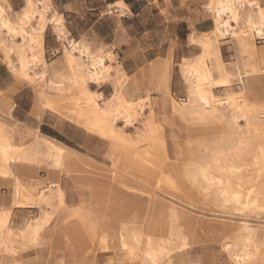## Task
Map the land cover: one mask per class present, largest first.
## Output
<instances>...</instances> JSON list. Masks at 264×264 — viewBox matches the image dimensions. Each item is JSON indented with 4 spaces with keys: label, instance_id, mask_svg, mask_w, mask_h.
<instances>
[{
    "label": "bare ground",
    "instance_id": "bare-ground-1",
    "mask_svg": "<svg viewBox=\"0 0 264 264\" xmlns=\"http://www.w3.org/2000/svg\"><path fill=\"white\" fill-rule=\"evenodd\" d=\"M110 6L130 11L125 0ZM204 10L209 26L190 34L194 51L178 63L179 99L166 58L159 87L151 62L141 96L138 76L111 49L71 36L53 0H24L18 11L0 0V50L13 74L33 86L38 117L52 111L108 143L111 177L141 185L123 183L129 197L107 220L94 205L70 206L61 176L88 172L92 160L39 127H21L14 106L0 112V264H21L46 238L50 247L65 240L72 264H99L100 255L104 264H177L211 233L227 264H264V0H206ZM50 26L61 52L51 62ZM228 42L234 61L223 58ZM107 84L109 97L98 90ZM166 123L192 130L180 141V158ZM40 169L50 172L45 185ZM197 207L220 215L197 217Z\"/></svg>",
    "mask_w": 264,
    "mask_h": 264
},
{
    "label": "rangeland",
    "instance_id": "rangeland-1",
    "mask_svg": "<svg viewBox=\"0 0 264 264\" xmlns=\"http://www.w3.org/2000/svg\"><path fill=\"white\" fill-rule=\"evenodd\" d=\"M130 1H132L134 4V10L139 12L142 11L144 6L150 0ZM204 2H206V0ZM21 3H23L24 5V0H21ZM109 11H113L111 10V6H109ZM145 17V15L141 16V20H143V18ZM48 40L49 43L47 45V59L49 60V62L53 60L57 61L60 59L61 52L58 50L59 43L52 28H50L48 32ZM258 42L259 44H262L263 40H258ZM225 44L223 45V51L225 53V57L223 54V58L226 61H234V51L232 49L233 44L231 42ZM101 45L103 44H93V46L95 47H99ZM53 48H56V51H54L56 52L55 54L53 52ZM181 55L182 53L177 54V60L175 59L174 62L172 57L166 58L171 74L170 82L172 80L173 73L175 76V85L173 87V91L171 89V85L170 90L173 94H175V97L179 99L183 97L182 94L184 93V87L180 80L178 64L180 62ZM166 59H158L156 62V67L153 65L152 77L153 82L157 87H159L157 78L158 70L160 66H163L165 64ZM143 75V78L139 79L141 96H145L147 94V91L144 88V84H146V81H148V76L145 72H143ZM94 88L97 90L99 87L95 85ZM98 90H103L106 97L111 96L113 93V89L109 84H107L101 89L99 88ZM159 94L160 93L158 90H155V92H153L154 97H158ZM35 97V90L33 86L30 83L22 82L20 78L13 74V72L8 67L3 53L0 50V112L10 114V108L14 106V111L16 109L17 111H20L22 113H24L25 111H32L34 114L38 115V102L36 101ZM43 117H45L46 122L54 124L58 127V129L62 132V134H59L62 140H64L73 148L77 149L80 155L83 156L85 159H89L90 161L92 160L88 172L84 171L83 173L78 174L74 172L70 176L66 173L62 174L61 180L63 186L67 190L68 204L70 206H74L84 202L85 204H87V207L89 206L88 208H91L92 205H94V211L96 212V215L99 218L101 217L102 219L107 220L108 218L110 219L111 217H113L114 212L120 207L123 200L126 199V197H129L127 195L126 189L123 186V183L135 185L136 187L141 185L136 183V180L129 176H117L116 178L111 177L112 161L109 157L110 147L108 143L104 142L95 135L87 133L83 128L67 121L66 119L62 118L61 116L52 111H44L42 117L39 118L43 119ZM165 126L167 134L169 136L170 150H174L177 158L182 157L183 151L181 149L182 147L180 146V141H182L188 136H191L192 130L187 129L181 124L173 126V124L171 123H166ZM74 174L76 175L74 176ZM38 175L44 185L49 182L50 172L48 170L40 169ZM1 192L3 194L7 193L8 188H6L5 186L2 187ZM32 210L36 211V209ZM194 212L197 217L206 216L208 220H212V218L210 217H212L214 214L220 215V213H215L212 210L198 207L194 209ZM26 213H29L28 209H26ZM62 216L63 213L61 214L60 218ZM214 236L217 237L212 233L210 235H206V237H203L201 242L194 244V246L192 245L188 252H186L184 255H181V257L176 258L177 264H193L194 261H198L200 264H227V257L225 255V252L223 251V248L221 247V241L218 237L215 238ZM51 246L52 247H50L49 245L48 238L44 239L43 244L41 246L36 248L34 247L32 250L27 251L26 253H24V255L21 256L22 263L59 264V262L63 258L65 259L66 264H72L71 254L70 251H67L68 244L65 240L55 239ZM34 250L35 252H33ZM105 259L106 258L104 256L100 255L97 258V263L104 264L106 261Z\"/></svg>",
    "mask_w": 264,
    "mask_h": 264
},
{
    "label": "crops",
    "instance_id": "crops-1",
    "mask_svg": "<svg viewBox=\"0 0 264 264\" xmlns=\"http://www.w3.org/2000/svg\"><path fill=\"white\" fill-rule=\"evenodd\" d=\"M10 1L15 11L24 6L21 0ZM53 1L64 14L72 36L76 39L84 36L95 45L103 44L113 50L127 73L131 76L137 74L139 79L143 78V72L150 75L151 64L156 67L158 59L172 57L174 62L177 54L194 51L188 42L190 34L194 31L200 33L209 26L203 11L205 0H150L139 12L134 10L132 1L125 0L130 8L126 15H121L115 8L109 11L110 4L117 0ZM143 15L146 17L141 20ZM50 28L46 32V47ZM223 54L225 57L224 51ZM174 85L173 73L172 91ZM13 114L23 122L21 127H40L43 133L66 143L60 138L62 132L58 127L46 122L45 117L40 119L32 111L22 113L17 109Z\"/></svg>",
    "mask_w": 264,
    "mask_h": 264
}]
</instances>
